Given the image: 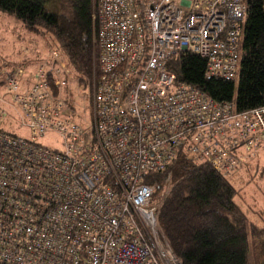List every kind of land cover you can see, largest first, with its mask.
Listing matches in <instances>:
<instances>
[{
    "label": "built area",
    "instance_id": "1",
    "mask_svg": "<svg viewBox=\"0 0 264 264\" xmlns=\"http://www.w3.org/2000/svg\"><path fill=\"white\" fill-rule=\"evenodd\" d=\"M246 12V0H93L92 83L56 46L0 67V263L183 264L151 175L186 151L231 179L264 152V104L238 111L168 61L192 52L207 77L235 80Z\"/></svg>",
    "mask_w": 264,
    "mask_h": 264
},
{
    "label": "trees",
    "instance_id": "2",
    "mask_svg": "<svg viewBox=\"0 0 264 264\" xmlns=\"http://www.w3.org/2000/svg\"><path fill=\"white\" fill-rule=\"evenodd\" d=\"M92 2L70 0L66 14L48 8L46 0H0V11L14 16L32 34L52 36L80 83L89 85L99 73ZM246 5L238 88L235 80L207 77L206 60L198 54L180 51L168 61L177 82L190 83L219 101H233L238 111L264 104V0H246ZM244 167L250 170V162ZM167 172L168 192L160 195ZM237 174L226 179L210 163L194 161L180 151L165 172L151 175L158 184L160 227L183 264H250L251 238L264 242V225L253 221L237 199Z\"/></svg>",
    "mask_w": 264,
    "mask_h": 264
},
{
    "label": "rangeland",
    "instance_id": "3",
    "mask_svg": "<svg viewBox=\"0 0 264 264\" xmlns=\"http://www.w3.org/2000/svg\"><path fill=\"white\" fill-rule=\"evenodd\" d=\"M46 2L47 7L51 10L70 13V0H46ZM54 44L56 43L52 36L32 34L14 16L0 11V64L17 63L24 58L34 61L37 55H41L43 51ZM235 81L238 88L239 74ZM83 89L86 87L79 86L78 83V87L74 84L68 90L73 95V92L77 91L78 98H80L79 95ZM42 141L54 145L55 137L49 135ZM250 164V170L249 167H242L233 178V182L240 190L237 199L242 202L244 208L249 210L250 218L260 225H264V152L250 161ZM250 264H264L263 241L254 242L251 238Z\"/></svg>",
    "mask_w": 264,
    "mask_h": 264
}]
</instances>
